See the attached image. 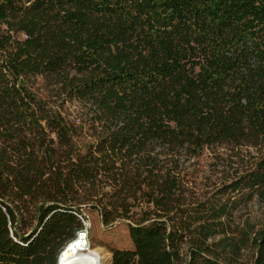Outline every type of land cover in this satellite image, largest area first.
I'll return each mask as SVG.
<instances>
[{"label": "trees", "instance_id": "1", "mask_svg": "<svg viewBox=\"0 0 264 264\" xmlns=\"http://www.w3.org/2000/svg\"><path fill=\"white\" fill-rule=\"evenodd\" d=\"M221 147L254 160L198 198ZM263 193L264 0H0V264H57L85 210L126 222L110 264H236L208 240Z\"/></svg>", "mask_w": 264, "mask_h": 264}, {"label": "rangeland", "instance_id": "2", "mask_svg": "<svg viewBox=\"0 0 264 264\" xmlns=\"http://www.w3.org/2000/svg\"><path fill=\"white\" fill-rule=\"evenodd\" d=\"M38 93H47L40 80L36 83ZM71 117L80 119L81 108L77 104H69L65 107ZM239 156L227 155L225 148L218 151L222 155L221 161L213 157V152L206 150L199 159L189 162L188 170L194 180L193 193L198 198L209 195L222 182L232 180L240 175L254 160L255 151L242 148ZM230 156V158H229ZM214 195V194H213ZM85 221L88 230L87 241L99 250L104 256L106 264L111 262V248H129L131 241L128 237V229L125 221H116L111 226L103 225L94 210H85ZM35 221H24L21 227L22 233L30 232ZM224 233H213L209 242L220 243L218 251H222L225 259L234 258L236 264H249L256 250V243L264 233V193L256 195L246 205L233 211L232 217L225 221ZM184 247V251L186 250ZM101 254V255H102Z\"/></svg>", "mask_w": 264, "mask_h": 264}, {"label": "bare ground", "instance_id": "3", "mask_svg": "<svg viewBox=\"0 0 264 264\" xmlns=\"http://www.w3.org/2000/svg\"><path fill=\"white\" fill-rule=\"evenodd\" d=\"M98 251L88 241L75 237L61 251L58 264H106L103 254Z\"/></svg>", "mask_w": 264, "mask_h": 264}, {"label": "built area", "instance_id": "4", "mask_svg": "<svg viewBox=\"0 0 264 264\" xmlns=\"http://www.w3.org/2000/svg\"><path fill=\"white\" fill-rule=\"evenodd\" d=\"M87 234H88V230H87V226H86V223H85V227L83 229L77 231L75 237H79V238L81 237L84 241L85 240L87 241ZM84 243L85 242H83V244ZM58 261H59V258H58Z\"/></svg>", "mask_w": 264, "mask_h": 264}, {"label": "water", "instance_id": "5", "mask_svg": "<svg viewBox=\"0 0 264 264\" xmlns=\"http://www.w3.org/2000/svg\"><path fill=\"white\" fill-rule=\"evenodd\" d=\"M58 258H59V256H58ZM57 264H58V261H57Z\"/></svg>", "mask_w": 264, "mask_h": 264}]
</instances>
